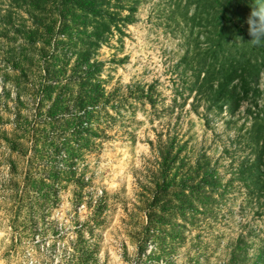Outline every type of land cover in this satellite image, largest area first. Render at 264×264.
Returning a JSON list of instances; mask_svg holds the SVG:
<instances>
[{
	"label": "rangeland",
	"instance_id": "1",
	"mask_svg": "<svg viewBox=\"0 0 264 264\" xmlns=\"http://www.w3.org/2000/svg\"><path fill=\"white\" fill-rule=\"evenodd\" d=\"M35 1L0 0V264H225L239 234L251 264L264 243V201L237 170L262 144L252 140L259 119L254 102L219 113L188 89L204 36L186 41L182 7L137 0L134 21L120 23L122 41L114 30L95 56L110 99L98 104L89 131L76 133L66 123L74 113L77 85L69 76L83 43L76 31L82 10ZM117 4L102 7L126 15ZM240 38L230 43L241 46ZM73 43L77 50L61 49ZM256 104L262 108L264 98ZM175 136L171 154L182 145L181 151L166 168L161 152ZM206 161L218 188L228 185L223 197L219 189L211 193L219 198L215 216L169 217L161 227L155 217L165 213L152 203L159 185L174 186Z\"/></svg>",
	"mask_w": 264,
	"mask_h": 264
},
{
	"label": "trees",
	"instance_id": "2",
	"mask_svg": "<svg viewBox=\"0 0 264 264\" xmlns=\"http://www.w3.org/2000/svg\"><path fill=\"white\" fill-rule=\"evenodd\" d=\"M111 1L60 0L66 8L70 5L82 10L79 15L82 17L83 24L76 31L79 35L78 38L83 43L78 47L76 61L72 65L69 76L71 84L77 85L73 96L74 113L66 123L71 124L76 133L89 131L87 128L89 122L97 120L99 117L96 114L98 104L104 100L105 105L110 99L109 94L105 93L103 83L105 79L100 77L103 63L95 58L99 48L102 44H109L114 30L117 31L118 40L121 42L123 36L126 35L121 25L134 21L137 0L130 5H128L129 3L125 5L122 0H116L118 8L128 11L126 15L122 16L118 11L114 14L104 11L102 6ZM251 3L252 0H174L173 6L182 7L179 15L184 23L182 29L188 31L184 36L186 41L196 36H204L202 41L204 47L202 50L198 48L199 51H195L197 62L190 67L191 78L187 84L189 90L196 91L194 97L204 99L208 103V109H215L219 113L226 105L225 109L230 114L236 112L243 102L247 100L250 103L254 102V116L259 119V123L254 127L252 140L256 143L261 140L262 144L256 149V154L251 161L248 158L241 161L237 171L238 178L243 185L247 188L252 185L249 188V190L252 189L250 194L256 195L258 199L262 197V201H264V105L262 108H258L256 104L257 99L264 98V80L261 82L260 78L263 75L264 79V45L254 46L250 42L251 38L248 37L244 41L245 44L241 46L230 43V40L240 37L241 33L243 34ZM35 8H40V5H35ZM189 9L192 10L190 14H188ZM76 46L77 44L73 43L61 49L70 52L71 49L72 51L73 49L77 50ZM197 46L200 44L195 42V47ZM43 58L47 61L45 56ZM54 66L52 63L47 64L50 71H55ZM62 69L59 68L55 73L63 72ZM54 83L57 85L50 87L47 97H50L51 92L59 85ZM260 83L263 84V88H259ZM64 85H67V82ZM64 89L59 91V94ZM142 97L154 105L155 100L150 93L144 92ZM125 100L126 98H122L120 101ZM194 103L198 105L197 102ZM110 106L116 108V104ZM195 108L194 106L193 109ZM246 113L251 114V109L247 107ZM49 115L55 116L56 114L49 112ZM176 139L177 136L171 138L170 143L166 145V150L161 152L162 163L166 168L170 162L177 159L181 151L182 145L174 155L171 154L172 147L178 143ZM69 141L70 139L66 143ZM203 165L200 166V170L194 169V172L180 179L174 186L163 180L157 191L158 196L153 198L152 203L157 204V209L165 215L158 219L156 213L149 214L150 218L154 219V216L157 215L155 218L162 227L163 224L166 225L170 221L171 217L175 216L182 219L183 222H192L196 214L205 212V218L215 216L212 205H216L219 198L211 193L219 189L218 191L221 192L218 194L223 197L228 185L218 188L221 185L217 184L218 178L214 176V169L207 168V161ZM162 198L165 200L160 202ZM170 203L173 204L172 207L169 205ZM150 221L152 222L151 219ZM183 222L181 223L183 224ZM236 244L237 251L232 250L225 264H233L237 260H241L239 264H247L244 260L247 249L242 246L245 244V236L239 234ZM251 264H264V243L258 247L256 258Z\"/></svg>",
	"mask_w": 264,
	"mask_h": 264
},
{
	"label": "clouds",
	"instance_id": "3",
	"mask_svg": "<svg viewBox=\"0 0 264 264\" xmlns=\"http://www.w3.org/2000/svg\"><path fill=\"white\" fill-rule=\"evenodd\" d=\"M249 7H250V12L246 18V23L248 25V29H247L248 32L244 29V32L243 34L241 33V35L243 36L244 41L246 40L247 37L251 38L250 42L254 46L264 45V0H252V3L249 5ZM240 40L242 41L243 44H245L241 38ZM262 79H263V75H261V80ZM225 107L226 105H224V109ZM238 110L239 108L237 109V111Z\"/></svg>",
	"mask_w": 264,
	"mask_h": 264
}]
</instances>
